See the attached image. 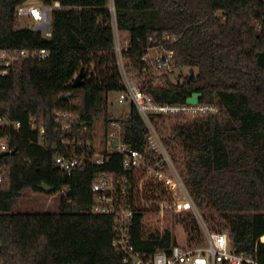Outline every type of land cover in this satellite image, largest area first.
Instances as JSON below:
<instances>
[{
  "label": "trees",
  "instance_id": "1",
  "mask_svg": "<svg viewBox=\"0 0 264 264\" xmlns=\"http://www.w3.org/2000/svg\"><path fill=\"white\" fill-rule=\"evenodd\" d=\"M29 1L0 0V49L49 52L44 61L21 62L0 83V117L21 124L19 130L0 124V142L9 147L0 153V264H123L112 249V218L90 212L96 174L122 171V159L87 162L68 176L55 167L52 147L73 136L86 142L104 95L125 89L109 0H36L62 6L53 11L50 38L16 29V9ZM113 1L129 41L123 56L140 76L147 37H178L177 71L189 74L177 82L167 77L164 86L141 78L139 85L157 104L185 105L197 95L198 104L217 108L194 119L153 121L210 230L228 232L237 253L264 264V0ZM81 69L84 84L75 88ZM56 110L77 113L88 133H77L80 124L74 135L61 132L51 118ZM115 120L125 127L126 143L144 152L146 126L135 106ZM34 123L44 124L48 148L38 144ZM42 186L60 194L58 213H11L25 190L46 192ZM209 211L218 218L205 216ZM175 222L189 244L203 243L194 217Z\"/></svg>",
  "mask_w": 264,
  "mask_h": 264
},
{
  "label": "built area",
  "instance_id": "2",
  "mask_svg": "<svg viewBox=\"0 0 264 264\" xmlns=\"http://www.w3.org/2000/svg\"><path fill=\"white\" fill-rule=\"evenodd\" d=\"M56 9H62L59 2L53 6L42 5L41 12L26 3L17 7L16 18H32L37 22L34 30L50 38L52 14ZM108 9L114 34V51L119 60L128 50L129 41L121 35L113 0H109ZM177 42L176 35L152 34L147 37L142 57L141 76L144 81L164 86L166 78L177 71L176 51L172 48ZM48 56L49 52L45 49H0V83L21 62L28 59L41 62ZM120 71L125 89L119 93L118 102H129L137 109L146 126V150L141 152L127 144L125 127L115 119L104 121L100 128H95L93 122L91 136L86 142L73 136L62 140L59 147L52 146L56 150L55 167L68 176L87 162L104 166L112 161L113 156L122 159V171H100L91 185L93 202L90 212L113 220V251L122 257L123 264H263L256 255L237 253L228 232L210 230L153 121L157 117L178 115L196 118L216 113L217 108L201 104H157L136 81L128 77L126 71L122 68ZM51 118L63 133L74 135L78 124L84 125V128L78 129L77 133H88V127L75 112L56 110ZM0 124L15 130L21 128L20 123L10 122L5 117H0ZM33 128L38 130V144L48 148L44 124L34 123ZM8 150V143L1 141L0 153ZM179 215H191L196 219L204 236L202 244H189L186 235V243L180 245L174 236L175 230L169 232V220ZM176 225L183 229L180 224ZM167 239H170V244ZM261 241L264 243V237Z\"/></svg>",
  "mask_w": 264,
  "mask_h": 264
},
{
  "label": "rangeland",
  "instance_id": "3",
  "mask_svg": "<svg viewBox=\"0 0 264 264\" xmlns=\"http://www.w3.org/2000/svg\"><path fill=\"white\" fill-rule=\"evenodd\" d=\"M28 5L31 7H35L38 11L41 12L42 4L36 0H30ZM37 25L32 18L29 17H18L16 20V29H30L34 30ZM122 36H126L125 32L122 31ZM119 67L126 71V74L129 78L136 81L140 84V80L142 76L139 75L135 68H132L129 61L121 56L119 59ZM189 74V69L178 70L176 74L171 77H168L173 82H177L182 79L184 76ZM180 76V77H179ZM106 103L100 106V111L97 114L94 126L95 128H100L103 126L105 121V114L111 115L115 119H121L128 116L130 111V103L120 104L118 102L119 94H107ZM187 104L189 105H197L198 104V96L193 95L189 98ZM194 119V117H190ZM176 164V163H175ZM177 167V165H176ZM178 168V167H177ZM180 170V169H178ZM180 172V171H179ZM59 204H60V196L59 195H51L48 192H33L31 190H25L22 195L15 200L11 213H58L59 212ZM205 216H214L218 218L217 213L215 212H205ZM169 232L174 231V236L180 245H184L187 241V234L182 229L177 227L175 223V219L169 220L168 225ZM203 236V234H202ZM204 238V236H203Z\"/></svg>",
  "mask_w": 264,
  "mask_h": 264
},
{
  "label": "water",
  "instance_id": "4",
  "mask_svg": "<svg viewBox=\"0 0 264 264\" xmlns=\"http://www.w3.org/2000/svg\"><path fill=\"white\" fill-rule=\"evenodd\" d=\"M84 77H85V71L84 69H81L80 73L78 76L75 78L73 87L78 88L81 87L84 84ZM68 99V96L66 97ZM3 156V154H0V158ZM42 189L45 190L46 192L51 191V188L48 186H42Z\"/></svg>",
  "mask_w": 264,
  "mask_h": 264
}]
</instances>
